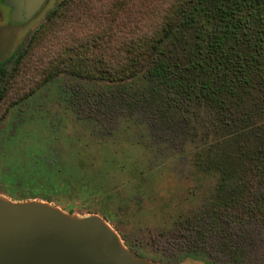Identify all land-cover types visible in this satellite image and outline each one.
Masks as SVG:
<instances>
[{
  "label": "rangeland",
  "instance_id": "1",
  "mask_svg": "<svg viewBox=\"0 0 264 264\" xmlns=\"http://www.w3.org/2000/svg\"><path fill=\"white\" fill-rule=\"evenodd\" d=\"M58 1L0 22V60L23 53L0 92V197L97 215L153 264H264V96L238 89L222 107L192 95L162 116L107 83L44 80L62 41L39 27Z\"/></svg>",
  "mask_w": 264,
  "mask_h": 264
},
{
  "label": "trees",
  "instance_id": "2",
  "mask_svg": "<svg viewBox=\"0 0 264 264\" xmlns=\"http://www.w3.org/2000/svg\"><path fill=\"white\" fill-rule=\"evenodd\" d=\"M39 29L62 41L44 80L107 83L129 107L144 100L169 116L192 95L222 107L238 89L264 96V0H59ZM21 56L0 60L1 93L8 63Z\"/></svg>",
  "mask_w": 264,
  "mask_h": 264
},
{
  "label": "water",
  "instance_id": "3",
  "mask_svg": "<svg viewBox=\"0 0 264 264\" xmlns=\"http://www.w3.org/2000/svg\"><path fill=\"white\" fill-rule=\"evenodd\" d=\"M47 0H5L25 22ZM0 264H153L127 250L99 216L67 214L46 202L0 197Z\"/></svg>",
  "mask_w": 264,
  "mask_h": 264
},
{
  "label": "flooded vegetation",
  "instance_id": "4",
  "mask_svg": "<svg viewBox=\"0 0 264 264\" xmlns=\"http://www.w3.org/2000/svg\"><path fill=\"white\" fill-rule=\"evenodd\" d=\"M10 12L11 8L5 5L3 0H0V22L12 23L10 20ZM27 21H29V19Z\"/></svg>",
  "mask_w": 264,
  "mask_h": 264
}]
</instances>
